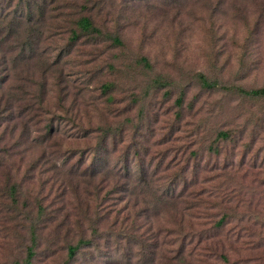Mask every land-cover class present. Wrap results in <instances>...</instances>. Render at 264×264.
<instances>
[{"label": "rangeland", "instance_id": "rangeland-1", "mask_svg": "<svg viewBox=\"0 0 264 264\" xmlns=\"http://www.w3.org/2000/svg\"><path fill=\"white\" fill-rule=\"evenodd\" d=\"M77 3H86L88 9L81 11ZM61 5L54 12L52 37L39 49L42 52L32 62L12 65L11 53L3 46L0 69L12 71L13 85L31 79L28 73L40 80L41 61L47 57L53 61L56 53L65 50L73 21L81 14L91 17L103 33L118 35L124 45L81 38L71 48V57L52 74L47 111L57 114L53 128L59 136L55 142L66 151L65 157L75 153L66 170L78 166L80 155L93 148L100 127L115 130L114 140L109 139L110 145L117 142L110 166L120 157L131 159L138 150L146 165L161 163L164 171L145 194L133 184L127 186L122 176L89 182L91 189L98 187L99 191V201L92 200L89 209L82 192V203L74 198L75 187L82 182L72 176L63 178L55 167L66 159H59V154L44 157L41 150L30 148L22 123L11 138L8 133L14 124L0 127V161L3 149L9 148L13 153L10 164L16 165L13 169L21 166L17 177L24 182L16 208L0 193V264L23 261L31 222L40 228L33 264H125L127 253H117L124 240L110 243L106 238L116 234L122 222L130 226L129 264H150V256L144 254L149 243H158L163 254L173 257L180 247L177 203L163 205L152 194L159 195L166 188L171 192L169 185L175 176L190 181L187 186L193 183L189 195L201 196L210 205L221 201L237 213L227 217L230 223L219 233L207 230L218 217L212 215L209 205L189 212L194 222H204L203 235L219 233L214 239L230 238L227 264H264V103L233 92L264 87V1L65 0ZM141 57L148 60L149 67L139 61ZM199 74L220 88L203 89ZM103 83L112 85L110 93H101ZM33 125L31 122L29 129ZM223 130L231 133V140L216 139ZM244 157L248 162L258 157L261 167L254 164L247 170L242 195H238L239 187L233 189L235 184L223 191V172L216 169L238 166ZM87 162H91L89 157ZM180 189L175 188V193ZM37 200L41 203L35 204ZM240 202L256 209L235 208ZM97 216H103L102 220ZM79 238L91 244L68 260L67 244L73 245ZM204 245L197 248L192 243L186 249L201 255L196 258L203 264H225L215 262Z\"/></svg>", "mask_w": 264, "mask_h": 264}, {"label": "trees", "instance_id": "trees-1", "mask_svg": "<svg viewBox=\"0 0 264 264\" xmlns=\"http://www.w3.org/2000/svg\"><path fill=\"white\" fill-rule=\"evenodd\" d=\"M64 1L65 0H0V52L3 51V46H6L7 50L11 53L9 61L12 65L17 62H32L34 59L33 56H38V54L42 52L39 49L52 37V30L55 28L53 24L57 15L54 12L62 8L61 4ZM72 1L80 2L82 0ZM84 1L87 2V0ZM76 6H79L81 11L88 9L86 3H82L81 5L77 3ZM81 38H103L104 40L111 41L114 46L122 47L124 45L118 35L103 33L101 28L93 22L91 17L82 14L79 15L72 23L70 37L68 38L65 50H60L56 53L53 61H48V57L41 61V75L39 74L37 77V79L40 80L33 79L35 75L28 73L31 79L24 80V84L15 82L13 85L10 82L11 75H13V73L11 74L12 71L10 69H0V127H8L14 124L11 126L13 129L8 133L11 138L17 130L18 124L22 123V128L27 130L29 137L27 141H29L30 148L41 150L44 157L46 155L53 157L59 154V159H66L63 165H55V167L60 169V176L63 178L72 176L75 179L78 178L82 182L80 187H75L74 198L82 203V192L83 203L90 209L92 204H94L92 200L99 201V191L98 187L91 189L88 184L89 182L95 181L96 179H101V181H103L106 176H122V178L128 182L127 186L133 184V188L145 194L148 193L147 189L152 187L153 180L156 181L161 178L164 169L161 163H155L154 161L146 165L144 156H141L138 150L134 151L131 159L128 158V156L125 158L123 157V159L120 157L118 163L110 166L112 163L110 156L114 153L115 144H117L115 140L112 145H110V141H113L116 135L115 130L109 128L102 129L99 127L96 143L93 148L90 149L88 153H82L80 155L81 160L78 166L71 165V168L66 170L70 164L71 158L75 156V153L71 154L69 157H65L64 153H66V151H62L60 143L55 142L56 138L59 136L53 128V122L54 119L57 118V114L47 111L52 91L50 79L53 80L52 74L57 72L56 68H59L58 65L64 64L67 58L71 57V48L74 44H77V41ZM4 60L5 63L8 62L6 56ZM139 61L146 67L150 66L148 60L144 57H141ZM4 72H7V74H4ZM197 79L203 89L216 90L220 88L217 82L208 81L203 74L197 75ZM16 80L20 82L19 79ZM54 80H57V76H55ZM54 85L56 86V84ZM100 88L102 94H107L111 92L112 85L110 83H103ZM233 92L241 98L264 103V87L256 89L236 88ZM108 100H112V98L108 97ZM181 101L182 99L179 97L177 103L180 105ZM31 122H34V125L32 129H29ZM43 123L44 125H42ZM35 126H37V128ZM231 138V133L227 130L219 131L216 134V139L218 140L227 141L231 140ZM3 156L4 159L0 161V193L1 197L6 202L8 201L10 206L16 208L20 203V199L23 197L22 191L24 182L23 180L18 181L17 177V172L20 170L21 166L17 167L18 170L13 169L14 167L16 168V165L14 163L10 164L13 153L10 152L9 148L5 147L3 149ZM88 157L91 159L90 163L87 162ZM137 158L138 160L136 161ZM238 163V166L230 168L223 166L218 167L216 170L223 172L222 177L225 179L222 185L225 187L223 191L230 190L231 184H235L236 187L234 186L233 189L239 187L238 189L240 190H238V195H242L241 188H243L242 186L244 185V176L248 174L247 170H249V168L253 169L254 164L260 166V163H258V157L251 162H248L244 157ZM243 167L248 169L243 170ZM132 168H134V170H132ZM62 170L66 171L62 172ZM135 171H137L136 175L133 174ZM121 172L123 175L120 174ZM188 182L190 181H186L184 177L175 176L169 185L172 188L171 192L166 188L159 195L152 194L163 205L167 203H177V215L180 217L179 231L176 233L180 239L177 241L180 245L177 253L174 252L173 257H168L159 250L158 243H149L146 245L147 249H145L144 254L150 256V264H192L196 263V261L198 264H203L196 258L201 255L196 254V252L193 253L192 250H187L186 246L190 247L192 243H195L198 248L200 245L205 244L203 249L208 250L209 253L214 255L215 262L219 261L227 264L228 258L226 252L228 246H231L230 238H214L225 228L226 224L230 223L227 221V217L229 218V215L233 212L230 210L231 208L226 209L221 201L215 203V205H210L208 203L209 201L203 200L201 196H197L196 194L193 196L189 195L188 190L192 188L193 183L187 186L186 184ZM179 186H181V189L178 193H175V188ZM133 194L135 196L137 195V193H132L131 195ZM24 203L28 204L27 201H24ZM40 203L39 200L35 202V204ZM247 203H249L248 200H246V204ZM205 204L210 206L209 210L213 213L210 214L218 216L207 228V230L211 232H219L212 233L211 235H214L213 237L209 233L203 235L204 231H202L201 228L204 226V222H194L193 215L189 213L190 211L199 209L205 210ZM246 204L240 202L239 206L235 208H241L242 210L247 209L248 211L256 209L253 204L248 206ZM96 205H98V203H95V206ZM38 207L41 210V205H38ZM214 210H219V213H214ZM233 214L237 215L236 212ZM97 217L101 220L103 218V216ZM117 227H119V230L116 231V234L106 238L110 243H113L116 239L124 240L125 245L118 247L117 253L122 256L127 253L125 255V264H129L131 258L129 255L132 252L130 245L131 241L128 236L131 234L130 226H125L122 222L119 223ZM236 228L240 227L236 226ZM39 230V225L36 222L30 223V227L27 229L29 237L28 243L25 246V258L22 262H15L14 264H33L36 256V249L39 244ZM209 240L211 241L208 242ZM235 241L239 242V238H236ZM90 244L91 241L84 238L77 239L76 243L73 245L67 244L68 260H72L80 248L87 247ZM104 257L105 255L103 258ZM207 259L210 260L211 258Z\"/></svg>", "mask_w": 264, "mask_h": 264}]
</instances>
